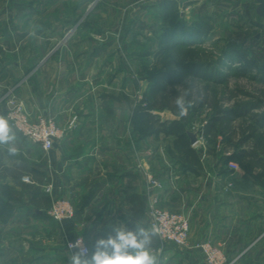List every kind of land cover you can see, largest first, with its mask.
Wrapping results in <instances>:
<instances>
[{"label": "crops", "instance_id": "obj_1", "mask_svg": "<svg viewBox=\"0 0 264 264\" xmlns=\"http://www.w3.org/2000/svg\"><path fill=\"white\" fill-rule=\"evenodd\" d=\"M177 3L185 10L196 8V17L204 20L229 7L240 17L264 24L255 15V0L251 12L249 0ZM150 8L158 27L164 6L155 0ZM75 30L65 43L66 36L60 40L51 58L52 52L33 68L38 76L35 85L25 76L12 84V73L28 70L30 60L25 64L0 59V117L7 121L9 93L2 92L7 83L33 118L52 116L64 128V134L45 152L7 121L10 138L0 143V264H72L75 252L66 248L65 235H83L90 258L97 241L115 236L116 229L146 230L157 264H207L195 247L205 240L222 248L227 257L236 256L243 247L246 250L253 216L234 186L226 190L230 181L235 183L233 171L212 162L206 149L201 151L202 167L185 168L164 144H158L168 139L163 134L141 138L133 124L125 131L120 124V35L105 34L100 28L91 35ZM4 74L8 78L1 80ZM25 164L35 172L24 170ZM25 173L33 183L22 181ZM150 175L161 180L160 187L149 189ZM48 184L55 194L73 203L72 220L59 223L49 215ZM154 198L160 207L183 211L189 217L186 246L157 241L149 227Z\"/></svg>", "mask_w": 264, "mask_h": 264}, {"label": "rangeland", "instance_id": "obj_2", "mask_svg": "<svg viewBox=\"0 0 264 264\" xmlns=\"http://www.w3.org/2000/svg\"><path fill=\"white\" fill-rule=\"evenodd\" d=\"M140 1L141 3H136V0H0V59L25 64L30 60L28 70L25 68L18 74L12 73V84L25 76V79L29 77V82L35 85L38 76L33 68L50 52H52L51 58L60 40L74 27H76L74 32L78 34H96V29L99 28L104 30L105 34H118L120 35V124L123 123L122 128L127 131L132 124L131 114L134 108L145 104V94L150 83L142 77V73L146 71L145 67L149 63L155 62L154 52L158 49L159 30L154 18L156 13L150 11L155 0ZM177 6L180 12H185L181 15L188 24L200 18L196 17V8L185 10L182 3L179 5L177 3ZM249 6L251 12L252 0H249ZM153 10L155 12L156 9ZM208 10L215 11L213 8ZM237 15L230 11L229 7L220 9L208 19V22L214 26L208 37L189 45V48L196 49L197 59L212 65L211 69L215 71L217 78L226 79L221 83L202 78L194 80L198 83V87L202 88L200 94L205 92L217 94L224 98L225 105L236 102L261 104L252 108L247 118H239L235 123L246 126L250 122L258 126L261 142L256 148L261 160L254 159L247 166L240 165L236 160H227L226 155L230 152L226 149L229 146L224 139L226 133L218 132L213 138L201 135L203 127L213 113L211 108L190 105L185 109V113L190 116L189 131L198 130V140L194 144L198 149H212L214 153L209 159L212 162L222 163L228 169L231 168V161L239 165L233 173L235 178L233 190L242 199H246V206L250 207L253 216V224L252 231L247 237L246 250L243 247L236 256H226L227 262L264 264V24ZM90 23H93V26L89 27ZM126 36H129V39ZM232 42L240 43L239 48L246 50L249 58H256L259 64L249 67L247 71L239 69L242 62L237 58L238 55L233 53V60L227 57V48ZM7 78L8 74H4L1 80ZM9 86L11 85L6 83V87L2 89V92L9 93L7 100L15 98L25 108L15 91H12V86L10 88ZM154 112L162 119L179 117L167 109ZM253 114H258L260 118L251 119ZM243 135L241 131L233 137V141L238 142ZM21 136L31 144L34 143L29 138ZM166 138L168 139H163V142L158 144H164L167 148L165 150H173V138L168 136ZM246 145L255 146V141L252 139ZM227 186L226 190H229ZM50 205L51 203L48 210Z\"/></svg>", "mask_w": 264, "mask_h": 264}, {"label": "trees", "instance_id": "obj_3", "mask_svg": "<svg viewBox=\"0 0 264 264\" xmlns=\"http://www.w3.org/2000/svg\"><path fill=\"white\" fill-rule=\"evenodd\" d=\"M160 3L164 6V10L162 21L158 26V49L154 52L156 60L152 64L149 63L145 67L144 74L142 73V77L150 83V86L145 94V104L134 108L131 114L136 135L141 138L148 135L159 136L160 134L172 137L173 150H169L174 154V157L185 168L198 169L202 167V150L192 144L190 139V116L187 113L181 115L180 108L175 103L178 97H183L185 109L190 105L212 109L213 113L203 127L201 135L206 138H213L218 132L226 133L224 139L229 143L226 149L230 152L226 155L227 160H236L242 166L251 164L254 159L260 161L261 158L256 148L261 142L258 126L250 122L246 126L235 123L239 118H247L250 110L261 104L236 102L232 105H225L224 98L217 94L210 92L200 94L202 88H199L198 83L194 80L202 78L221 83L226 79L225 77L217 78L215 71L211 69L212 65L197 59L195 57L196 49L189 48L191 43L201 42L208 37L214 26L208 20L201 18L188 24L177 8V0H160ZM239 44L232 42L228 46L227 57L233 60V53L238 55L237 58L242 62L239 69L244 71H247L249 67L257 66L258 60L249 58L247 51L240 49ZM220 75L223 76V74ZM164 109L179 117L169 120L162 119L154 112ZM250 118L256 120L260 117L258 114H253ZM241 131L244 133L243 137L238 142H234L233 137H236L235 135ZM252 139L255 141V146H247V142L252 141ZM233 145L238 146V148ZM206 152L208 154L214 153L212 149L208 148ZM25 167L24 170L28 173L35 172L31 166L25 164ZM46 194L45 200L49 205L51 196ZM132 197L139 198V194H133ZM72 219L73 217L64 221L67 222ZM156 236L157 241H159V236L157 234Z\"/></svg>", "mask_w": 264, "mask_h": 264}, {"label": "built area", "instance_id": "obj_4", "mask_svg": "<svg viewBox=\"0 0 264 264\" xmlns=\"http://www.w3.org/2000/svg\"><path fill=\"white\" fill-rule=\"evenodd\" d=\"M6 118L13 129L32 142L39 144L45 152L53 147L55 139L64 134V128L52 116L39 115L37 118H33L25 110L22 103L15 98L7 100ZM230 165V170L233 173L239 168L237 162L231 161ZM22 179L28 183L34 182L28 174H25ZM148 183L149 189L161 186V180L153 175L149 176ZM232 186L233 182L230 181L227 187L230 189ZM45 191L51 196L48 213L55 221L62 223L75 215L73 203L69 199L55 194L52 184H48ZM149 227L165 243L176 246L188 244L191 229L189 217L183 211H173L160 207L157 198L150 202ZM77 242H80L81 248H86L84 255L87 256L90 253V247L83 235H77L73 238L65 235V246L70 252L78 251V249L71 247ZM195 247L200 249L207 264H230L227 262L223 249L209 240L198 242Z\"/></svg>", "mask_w": 264, "mask_h": 264}, {"label": "clouds", "instance_id": "obj_5", "mask_svg": "<svg viewBox=\"0 0 264 264\" xmlns=\"http://www.w3.org/2000/svg\"><path fill=\"white\" fill-rule=\"evenodd\" d=\"M175 103L181 115L185 114L183 97H178ZM8 133V123L0 117V143L7 142ZM150 242L149 233L144 229L136 232L116 229L115 236L97 241L96 251L90 258L84 255L86 248H81L80 242L71 245L78 249L72 256V264H157L149 250Z\"/></svg>", "mask_w": 264, "mask_h": 264}, {"label": "water", "instance_id": "obj_6", "mask_svg": "<svg viewBox=\"0 0 264 264\" xmlns=\"http://www.w3.org/2000/svg\"><path fill=\"white\" fill-rule=\"evenodd\" d=\"M256 7H255V15L260 18L264 22V0H255ZM74 30V28L69 32V34ZM69 34L64 38L63 42H65L68 39ZM198 130L195 132H189L190 139L192 144H195L198 140Z\"/></svg>", "mask_w": 264, "mask_h": 264}]
</instances>
